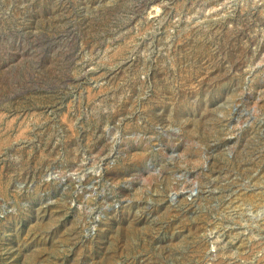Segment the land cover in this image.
Listing matches in <instances>:
<instances>
[{
	"label": "rangeland",
	"instance_id": "374dc122",
	"mask_svg": "<svg viewBox=\"0 0 264 264\" xmlns=\"http://www.w3.org/2000/svg\"><path fill=\"white\" fill-rule=\"evenodd\" d=\"M0 264H264V0H0Z\"/></svg>",
	"mask_w": 264,
	"mask_h": 264
}]
</instances>
